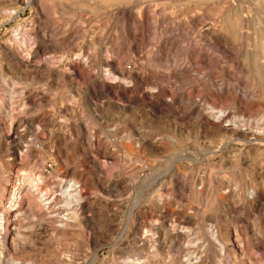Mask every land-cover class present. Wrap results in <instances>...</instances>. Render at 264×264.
Wrapping results in <instances>:
<instances>
[{
  "label": "rangeland",
  "instance_id": "obj_1",
  "mask_svg": "<svg viewBox=\"0 0 264 264\" xmlns=\"http://www.w3.org/2000/svg\"><path fill=\"white\" fill-rule=\"evenodd\" d=\"M0 218L4 264H264V0H0Z\"/></svg>",
  "mask_w": 264,
  "mask_h": 264
},
{
  "label": "bare ground",
  "instance_id": "obj_2",
  "mask_svg": "<svg viewBox=\"0 0 264 264\" xmlns=\"http://www.w3.org/2000/svg\"><path fill=\"white\" fill-rule=\"evenodd\" d=\"M222 117H223L222 113H219L216 117H214V120H219ZM260 133L261 132H259V134ZM28 177L29 176L27 175V173H24V172H21V174L19 175V178H18L19 180H18V184H17L18 187H13L10 191L11 197L9 198V202H8L9 208H16L15 204H17V205L20 204L22 202V200L29 195L32 196V198H34L35 202L43 203L45 201V199H43L45 195H42V196H39L36 198V196H38L39 193L36 191L34 185L32 184V181H28V183L26 182L28 180ZM33 181H34V179H33ZM20 185H22V186L26 185V187H27V190H26L24 195H21L22 193H21V190L19 188ZM68 201H71V198L67 194L66 195V202H65L66 206L68 205L67 204ZM45 205L46 204H44V205L42 204L41 206L45 207ZM0 221H3V218H0ZM5 227H6V225H4V226L0 225V232H4ZM0 264H4V263L0 262Z\"/></svg>",
  "mask_w": 264,
  "mask_h": 264
}]
</instances>
